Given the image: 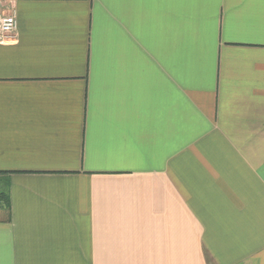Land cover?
Masks as SVG:
<instances>
[{
    "label": "crops",
    "instance_id": "1",
    "mask_svg": "<svg viewBox=\"0 0 264 264\" xmlns=\"http://www.w3.org/2000/svg\"><path fill=\"white\" fill-rule=\"evenodd\" d=\"M0 264H264V0H2Z\"/></svg>",
    "mask_w": 264,
    "mask_h": 264
},
{
    "label": "built area",
    "instance_id": "2",
    "mask_svg": "<svg viewBox=\"0 0 264 264\" xmlns=\"http://www.w3.org/2000/svg\"><path fill=\"white\" fill-rule=\"evenodd\" d=\"M17 24L15 13H5L2 9V0H0V43L15 36Z\"/></svg>",
    "mask_w": 264,
    "mask_h": 264
},
{
    "label": "trees",
    "instance_id": "3",
    "mask_svg": "<svg viewBox=\"0 0 264 264\" xmlns=\"http://www.w3.org/2000/svg\"><path fill=\"white\" fill-rule=\"evenodd\" d=\"M0 206H5L10 209V195L9 192H0Z\"/></svg>",
    "mask_w": 264,
    "mask_h": 264
}]
</instances>
